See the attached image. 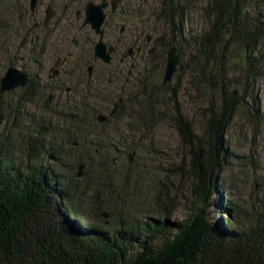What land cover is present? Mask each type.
<instances>
[{
	"label": "trees",
	"instance_id": "trees-1",
	"mask_svg": "<svg viewBox=\"0 0 264 264\" xmlns=\"http://www.w3.org/2000/svg\"><path fill=\"white\" fill-rule=\"evenodd\" d=\"M161 1L153 22L159 25L162 22L164 34L154 39L149 49L143 45L144 39L134 41L142 43L139 45L142 61L137 74L138 66L129 74L119 61L113 68L116 63L112 61L102 63L100 70L103 68L104 75L100 73L95 77L94 86L102 81L108 86L116 85L119 89L116 94L118 98L123 96L124 102L103 123L91 111L90 114L91 121L98 127L118 117L128 104L136 102L137 97L143 98L142 104L135 103L141 112L138 119L142 129L139 131L143 135L152 133L161 117L169 116L187 152L186 162L183 161L179 169L191 180L194 199L190 212L182 219L170 220L169 204L162 206L158 198V212H142L140 217L127 215L111 223L103 218L107 216L97 206L94 216L82 218L77 188L40 158L49 152L56 153V143L62 137L59 126L54 127L49 121L45 124L43 120L39 128L29 115L21 113V108L15 112L11 104L5 107L1 99L7 92H0V264H264V210L252 214L245 224L237 218L242 213L229 201L222 200L219 207L221 211L236 209L233 220H212L207 211L209 202L224 190L221 173L233 158L228 139L232 121L242 116L252 126L264 124V111L250 94L257 77L264 76V15L253 11L256 10L254 2L263 4L264 0H212L205 7L208 26L196 36L186 34L184 23L195 11L196 0ZM125 9L134 15L141 11L132 0ZM121 10L122 6L120 13ZM60 12L62 17L42 44L43 51L52 49L57 58H66L61 75L54 79L67 81L66 84L73 81L70 95L75 93L76 85L85 83L83 97L98 103L105 94L98 87L92 88L93 79L87 77L86 71L87 63L94 58L93 45L97 36L88 26H83L82 21L76 20L75 8H61ZM144 13V10L140 12ZM0 16L4 18L1 12ZM151 20L150 16L142 19L144 25L140 33L148 31ZM157 27L161 29L155 25ZM167 28L170 31L166 34ZM107 35L106 29L105 37ZM184 41H191L195 54L193 65L182 63L185 69L180 73L194 75L190 81L199 94L208 91V104L206 110H202L199 132L182 113L176 98L179 88L161 81L168 51L176 45L182 60ZM233 46L243 54L236 71L230 65ZM31 49V54L38 53L36 43ZM29 75V84L19 88L22 91L19 101L24 105L33 103L35 98L44 99L38 75L36 79L31 73ZM168 94L170 102L166 99ZM105 98L109 113L115 102L109 95ZM44 101L46 105L51 103ZM70 110L72 113L67 115L71 127L78 130L83 122L78 119L76 109ZM23 120L29 122L31 131L22 128ZM76 134L80 135L78 131ZM91 136L99 138L90 142ZM91 136L88 133L82 136L86 151L83 150L84 157L75 156V162L89 167V158H98V172L93 179L95 187L105 183L112 186L110 172L118 164L112 153L117 151L119 144L106 135L91 133ZM20 137L30 145L29 156L33 160L24 166L14 157ZM63 137H71V134L66 132ZM73 147L79 149L81 144ZM110 195L113 196V192ZM107 215L113 217L112 213ZM82 219L85 222H80Z\"/></svg>",
	"mask_w": 264,
	"mask_h": 264
},
{
	"label": "rangeland",
	"instance_id": "rangeland-1",
	"mask_svg": "<svg viewBox=\"0 0 264 264\" xmlns=\"http://www.w3.org/2000/svg\"><path fill=\"white\" fill-rule=\"evenodd\" d=\"M129 1L131 0H123L121 4L123 10H121L120 20H116L115 24L113 18L108 20L105 26L108 34L105 37V41L109 45L125 43L124 52L126 53L130 48H133L134 53L131 62L136 63V66H138L135 69L137 74L142 61V52H140L141 49H138V46L142 45V43L138 42L135 44L134 41H136V38L137 41L144 39L143 45L146 49H149L154 39L164 34L162 22H159L160 25L157 22H153V19H157L162 1L132 0L138 10L141 8V11H145L142 15L140 14L141 11H138L135 15L129 9L125 12L127 10L125 6ZM211 1L196 0L195 11L189 14L184 22L186 34L191 33L196 36L207 28L205 7ZM40 2V16L41 20H43L50 0H40ZM255 2L256 10L253 11L256 14L264 15V3L257 4ZM22 4L27 5L29 8L30 0H0V12L4 16V18L0 16V78L9 67H17L28 74L31 73L33 78L36 79L41 67L43 69L41 72L43 81L41 83L43 84L44 99L41 101L39 98H35L33 103L24 105L19 101L22 91L18 88L15 91L3 94L1 102L5 107L11 104L15 112L18 108H21V113L24 112V114L29 115L39 128L43 120H45V124L49 121L54 124V127L59 126V130L62 132L59 136L62 137L56 143V153L49 152L45 156L41 155L40 158H44L43 161L47 167L60 174L62 178L72 181V185L77 188L81 197L78 200V208L82 218L94 216L97 206L100 207L101 212L113 214V217L109 215L103 217L106 221H111V223H115L118 219L127 215L140 217L142 212H158L156 200L160 198L157 201L162 206L169 204L171 209L170 220L182 219L186 213L190 212L194 198L192 196L191 180L186 174L182 175L179 169L183 161L184 163L186 162L187 152L173 121L170 120L169 116H163L153 128L152 133L143 135L139 131V129H142V124L138 119L141 116V112H139L138 105L135 103L140 101L142 104L144 101L143 98L137 97L136 102L128 104L118 117L97 127L91 121L92 114L90 113L92 112L94 117L100 113L107 114V103L104 102L105 97L109 95V97H112V102H116L118 99L116 93L119 89H117L116 85L108 86L106 81H102L99 86H94L96 82H93L92 88L98 87L105 94L102 101L97 103L95 100L83 97L86 94L85 89L87 86L85 83L76 85L75 93L70 95L67 87L72 86L73 81L66 84L67 81L64 83L60 79L52 80L51 78L49 80L50 74H53L57 57L50 54V51L43 56L31 54L32 45L27 41L22 42L24 37L18 25L19 17L16 16L17 6ZM54 8L59 16L61 13L60 7L55 6ZM12 11H14L13 14H11ZM147 16H150L152 20L148 22V31L142 34L140 32H142L141 27L144 23L141 21ZM155 25H158L161 29L158 27L156 29ZM122 26H125L123 33L121 32ZM110 28L113 29L111 33H109ZM169 31L170 29H165L166 34ZM148 36L150 39L147 38ZM97 40L98 38L95 37L94 45ZM23 46L25 48H22ZM193 48L191 41H184L181 47V63L193 65L192 57L195 54ZM233 48L231 50L233 53L231 52L230 65L236 71L238 70L236 66L239 64V57L243 54ZM118 59L119 56H115L113 61L116 64L113 65V68L118 65ZM95 63L100 65V62ZM164 72L165 70L162 73L161 81L163 80ZM100 73L104 75L103 68ZM193 77L194 75L190 74V72L184 74L177 72L171 83L172 86L179 88L176 98L179 101L182 113L193 122L195 130L199 132L202 126V113L206 110L208 104V91L205 90V94H199L193 84H191L190 80ZM105 78L107 80L108 77L106 76ZM50 93L54 94V97L52 102L46 105L44 100L48 98ZM250 94L256 98L258 106L263 112L264 76L257 77L252 85ZM166 99L170 102L169 94ZM93 102L95 103L92 104ZM70 108L72 110L73 108L74 110L76 109L78 119L83 122L78 130L71 127L70 116L67 115L72 113ZM202 110L204 111L202 112ZM171 111H169V114ZM28 124V121L23 120L22 128L31 131V127L29 128ZM7 127L10 128L9 125ZM70 130L71 133H68ZM77 131L81 138H79L80 135L76 134ZM66 132L71 134V137H63ZM87 133L89 137L91 133L109 136L113 142L119 144L117 151L112 153L113 159L118 160L117 166L110 172L112 186L105 183L99 188L95 187L93 179L97 171L98 158L94 156L89 158L90 166L86 165L81 170L79 169V164L75 162V156L84 157L85 152L83 153V150H86L83 147L85 141L82 136ZM73 138L76 140H72ZM90 138V142H95L99 137L91 136ZM228 139L233 158L221 173V184L224 186V190L209 202L207 211L209 218L212 220H233V214L235 215L236 211H238L242 215L236 217L241 224H245L247 218L252 214L264 210V124L259 123L257 126H252L251 122L242 116H237L229 128ZM21 141L17 140L16 142L17 147L14 157L17 158L19 164L24 166L33 160L29 156L30 149L28 147L30 148V145L25 143L26 141L23 138H21ZM80 144L81 147L79 149H74L73 146H79ZM50 154H53L54 157L50 158ZM131 154L133 155L130 162L129 155ZM79 172L83 173L81 177L77 175ZM110 192H113V196L110 195ZM222 200L229 201V204L237 210L228 211L226 209L221 211L219 206ZM80 222L85 221L82 219Z\"/></svg>",
	"mask_w": 264,
	"mask_h": 264
},
{
	"label": "flooded vegetation",
	"instance_id": "flooded-vegetation-1",
	"mask_svg": "<svg viewBox=\"0 0 264 264\" xmlns=\"http://www.w3.org/2000/svg\"><path fill=\"white\" fill-rule=\"evenodd\" d=\"M31 1L32 0H30L29 8L27 7V5H24V4L20 5L19 8L16 11L17 12L16 16L19 17L18 25H19L20 31L22 32L23 37H24L22 42L27 41L32 46L36 43V51H38V53H40V56L46 55V53L48 51H50V54L54 55V51L52 49H45L43 51L42 44H43V41L44 40H48V37L50 36V34H52V30L54 28L55 22L62 17L63 13H60V15L58 16V12H56V10L54 8L55 6L60 7L59 9H61V8L62 9L75 8L76 9V17H75L76 20L82 21L83 26H88L92 30L90 25H84L85 8H86L87 4L88 3L99 4V3H102L103 1H108L110 3V5L106 9L107 18H106L105 25H104V29L106 31L105 26H106L107 21L110 18H113L114 24L116 23V20H120L121 13H119V12H120V8H121V4L123 2V0H120L117 9L116 10H112L111 0H98V1H93V0H50V4H47L46 10H45V17H44L43 20H41V16H40L41 12H40V8H39V5L41 3L40 0H37V4H36L34 9L31 8ZM50 7H51L53 15L50 18V20L48 21V23L45 24V19H46V16H47V10ZM13 13H14V11H12L11 14H13ZM62 20H65V17H63ZM94 34L98 38V35L95 32H94ZM104 37H105V35H104ZM135 38H136V36H135ZM147 38L150 39L149 36ZM136 41H137V39H136ZM109 46H114L115 47V52L113 53L112 61L114 60L115 56H119V59H118L119 62L124 64L127 67V69H128V73L131 74L132 70L136 66V63H132L131 62V58H132L133 55L132 56L127 55V53L129 51L127 53L124 52V50L126 48V44L125 43H121V44L115 43V44H111ZM138 47H139L138 49H141V46H138ZM22 48H25V47L23 46ZM54 57H56V56L54 55ZM58 59L64 60V63L60 64L57 67H54L53 74H50L49 80H51V78H52V80H55L54 78L57 77V76H60L61 73H62V67L64 66V64L66 62V58L65 57L64 58H59L58 57L56 59V61ZM95 62H100V65L96 64ZM102 63H104V62L101 61L100 59L96 58L95 56L90 62L87 63L88 64L87 65V69H86L87 77L89 79H93L92 83L96 82V79L98 78V75H100V69H101ZM128 64H129V66H128ZM90 65L93 66V71H92L91 75L89 74V71H88V67ZM42 67H43V64H42ZM42 71H43V69H41V67H40V73L38 74V78H39V80L41 82L43 81V76L41 74ZM56 71H57V73H56ZM96 76H97V78L95 79ZM67 90L69 92H71V87L68 86ZM53 97H54V94L50 93L48 95V98H46V100L52 102ZM121 97L123 98V102H124V97L123 96H119V98H121Z\"/></svg>",
	"mask_w": 264,
	"mask_h": 264
},
{
	"label": "water",
	"instance_id": "water-1",
	"mask_svg": "<svg viewBox=\"0 0 264 264\" xmlns=\"http://www.w3.org/2000/svg\"><path fill=\"white\" fill-rule=\"evenodd\" d=\"M120 0H111L112 10H116L118 7ZM37 4V0L31 1V8L34 9ZM110 3L108 1H103L102 3L95 4V3H88L85 8V18H84V25H90L92 30L98 35V40L94 46V56L105 64H110L113 59V53L115 52L114 46H109L108 43L105 41V21L107 18L106 9L109 7ZM53 13L51 7L47 10V16L45 19V24L48 23L50 18L52 17ZM125 30V26L121 27V31ZM134 53L133 48H130L127 55L132 56ZM64 63V60L58 59L55 62V67L59 66L60 64ZM185 66L181 63V58L178 52L177 46H173L167 55V63L164 72L163 82L170 83L172 82L175 74L177 72L184 71ZM89 74H92L93 66L90 65L88 67ZM57 73V71H56ZM30 76L25 71L17 68V67H9L5 74L0 78V92H12L18 88H24L29 84ZM123 102V98H119L112 108V110L107 113H100L97 115V119L100 123L105 122L108 117L112 116L120 107ZM132 155H129V161L131 162ZM53 154H50V158H53ZM84 168V164L79 165V169L81 170ZM82 172H79L77 175L79 177L82 176ZM107 216L106 213H104Z\"/></svg>",
	"mask_w": 264,
	"mask_h": 264
}]
</instances>
